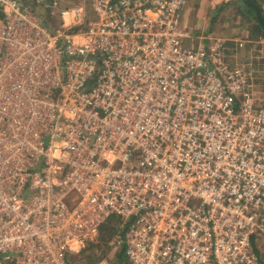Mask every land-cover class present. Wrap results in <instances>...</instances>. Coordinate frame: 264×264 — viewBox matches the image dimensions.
I'll return each instance as SVG.
<instances>
[{"label": "built area", "instance_id": "built-area-1", "mask_svg": "<svg viewBox=\"0 0 264 264\" xmlns=\"http://www.w3.org/2000/svg\"><path fill=\"white\" fill-rule=\"evenodd\" d=\"M186 3L0 0V264H70L113 216L130 264H264V86Z\"/></svg>", "mask_w": 264, "mask_h": 264}, {"label": "rangeland", "instance_id": "rangeland-1", "mask_svg": "<svg viewBox=\"0 0 264 264\" xmlns=\"http://www.w3.org/2000/svg\"><path fill=\"white\" fill-rule=\"evenodd\" d=\"M78 2V0H75ZM244 0H187L182 9L181 27L191 37H216L227 40V58L229 62L251 61L253 66L258 69L257 91L261 93L264 86V58L262 45L252 33V22L247 16H243L245 8ZM264 4V0H263ZM52 26L58 28L62 19L54 17L51 21ZM249 39L247 49L237 50L234 39ZM199 44V39L194 41L191 38L185 39V46ZM118 226V225H117ZM118 231L112 236L109 227L102 228L101 236L93 242H89L85 248L69 255L70 264H114L115 255L118 247L114 244ZM259 237V236H258ZM257 248L261 257L264 259V235L259 237Z\"/></svg>", "mask_w": 264, "mask_h": 264}, {"label": "trees", "instance_id": "trees-1", "mask_svg": "<svg viewBox=\"0 0 264 264\" xmlns=\"http://www.w3.org/2000/svg\"><path fill=\"white\" fill-rule=\"evenodd\" d=\"M243 8H245V11L243 12V16L249 17L250 21L252 22V33L255 37L263 36L264 37V4L263 0H244L241 5ZM50 18H47V21L50 22ZM120 218L113 216L110 219H108L104 225L101 227L100 235L102 236V228L104 226L109 227V232L111 231L112 236L119 231L120 229ZM118 225V226H117ZM116 261L114 264H130L128 257L125 252V248L121 247L118 248L116 255H115ZM7 264H13L8 262Z\"/></svg>", "mask_w": 264, "mask_h": 264}]
</instances>
